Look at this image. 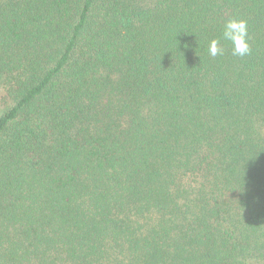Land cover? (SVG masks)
<instances>
[{"label": "trees", "instance_id": "16d2710c", "mask_svg": "<svg viewBox=\"0 0 264 264\" xmlns=\"http://www.w3.org/2000/svg\"><path fill=\"white\" fill-rule=\"evenodd\" d=\"M0 99V264H264V0H0Z\"/></svg>", "mask_w": 264, "mask_h": 264}, {"label": "clouds", "instance_id": "9594fccd", "mask_svg": "<svg viewBox=\"0 0 264 264\" xmlns=\"http://www.w3.org/2000/svg\"><path fill=\"white\" fill-rule=\"evenodd\" d=\"M222 39L230 42L234 56L245 57L251 52L248 22L244 19L237 17L228 19L223 26ZM207 51L212 57L223 55L221 39H212L208 44Z\"/></svg>", "mask_w": 264, "mask_h": 264}, {"label": "rangeland", "instance_id": "374dc122", "mask_svg": "<svg viewBox=\"0 0 264 264\" xmlns=\"http://www.w3.org/2000/svg\"><path fill=\"white\" fill-rule=\"evenodd\" d=\"M3 109H4V104H3L2 100L0 99V110H3Z\"/></svg>", "mask_w": 264, "mask_h": 264}]
</instances>
